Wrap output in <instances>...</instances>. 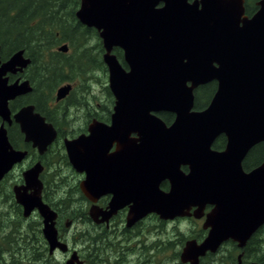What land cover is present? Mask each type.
<instances>
[{"label": "water", "instance_id": "water-1", "mask_svg": "<svg viewBox=\"0 0 264 264\" xmlns=\"http://www.w3.org/2000/svg\"><path fill=\"white\" fill-rule=\"evenodd\" d=\"M77 1L76 20L101 40L114 98L109 124L93 120L86 135L63 140L72 169L84 174L81 194L93 203L111 195L106 210L90 209L91 218L104 222L127 206L130 227L150 214L165 221L188 217L192 208L199 219L210 206L206 237L187 240L179 261L199 264L228 240L243 248L264 224V163L248 172L242 166L249 150L264 142V0L250 17L245 0ZM114 48L122 51L127 69ZM57 51L66 53L68 46ZM22 55L20 50L0 60V118L8 124V102L31 91L27 81L8 84L4 78L30 63ZM211 82L216 90L209 104L194 110V90ZM70 90V84L59 87L55 100ZM160 113L172 114L173 121L166 125ZM13 119L40 155L57 137L33 106ZM221 135L226 143L218 151L212 145ZM25 156L12 148L2 123L0 182ZM42 171L39 162L25 170L24 184L13 187L14 199L24 218L37 210L49 253L65 252L57 214L41 199ZM163 182L167 191L160 188ZM66 264L81 263L73 253Z\"/></svg>", "mask_w": 264, "mask_h": 264}, {"label": "flooded vegetation", "instance_id": "flooded-vegetation-1", "mask_svg": "<svg viewBox=\"0 0 264 264\" xmlns=\"http://www.w3.org/2000/svg\"><path fill=\"white\" fill-rule=\"evenodd\" d=\"M73 1L76 2L75 9L77 10L79 8V2L77 0H73ZM21 39L24 40L25 42H28L30 40L25 36H22ZM29 48L30 46L28 48L14 47L13 51H11V53L7 57L2 58L1 45H0L1 63L8 60L12 55H14L16 52L20 50L23 51V55H22L23 58L30 60V63L25 68L21 70H16L14 73H7L4 76V78H7L8 84H13L15 82H18L20 84L24 81H27L31 87L30 92L22 96H18L15 99L8 102V107L10 110V121H11L10 124H8L7 122H3L0 118V126L3 123V126L6 129L7 138L12 148L15 150L26 152V156L22 160V162L15 164L11 169V171L8 172L0 182V191H1L4 182H6L13 173H16L15 170L17 168L20 169L22 165L26 164L25 167L22 168V170L20 171V177L18 181L12 183V190H11L12 198L6 193V191H4L3 194L0 196V200L2 201V204H7L8 208L20 207L15 202L13 187L23 185L24 184V180L22 176L23 172L39 162L43 167V171L39 175V179L43 185L41 192V199L44 204L48 205L53 211L56 212L57 217L55 221V228L57 231V239L58 242L66 244L67 250L65 252H61L57 248L51 254L49 253L48 244L45 241L42 234V228H43L42 219L40 218L37 210H34L28 217L26 218H24L23 216L22 217L25 219V223L29 222L28 219L30 220L35 219L33 221V228L36 231L38 230L39 235L41 236V240H39V238L36 236L33 237L34 242L37 244L36 247H30L29 241L27 243H23V246L29 250V253H23V252H17V253L10 252L8 254L4 253V254H0V259L1 260L10 259V261L5 262L7 264H12L13 260H20V258L22 257H23L22 259H28V262L32 264L34 262H38L41 260H43V263L45 262L48 263L50 260L53 259V264H56L54 262L55 256L57 254H61L62 260L60 261L61 262L60 264H66L67 260L71 257V255L73 253H76L78 260L81 264H143L141 262V259H142L143 246H144V244L142 245V243L144 242L142 238L141 225L144 218L142 220H139L132 226L127 227L126 225V217L128 213L127 206L119 210L115 215H113L110 219L104 222H100L101 217L94 219L91 218L90 216V209L94 206L97 207L98 209L106 210L109 201L111 199V195L109 194L101 195L97 198L96 202L94 203L90 202L82 195L83 197H80L82 204L79 205L75 203L76 205L74 206V210L72 211L71 216H69V212L64 209L66 206L62 207L61 205H59L57 207H54L53 205L48 203V192L46 190V184H44L45 182H43V178H42L46 168L44 161L47 152H45L43 155H40L37 149L32 147V143L25 142L24 135L20 132L19 125L16 124V122L13 119L14 114L17 113L21 108L25 106H33L34 113H37L41 117H43L45 122L51 124L57 132V129L54 126L57 125L56 121L53 117H51L52 111L50 109V102H48L50 100H47L45 96H43V94L42 95L37 94L38 90L36 87L33 86V81L38 77V75L39 78L41 79L42 73L45 70V66L43 64H38V62L31 55V51ZM71 91H72V87H71ZM71 91L69 92V95L71 94ZM64 100L56 101L54 99V102L55 104H60L65 102ZM93 120H97V119L91 118V121ZM91 121L89 120V114H88L87 122L90 123ZM88 124L85 125L84 129H80L77 135L73 137H65V136L62 137L61 138L62 142L64 139H74L80 135L83 134L86 135ZM58 130L59 133L57 132V137L59 136V134L61 135L59 128ZM216 141H220L222 143V146L218 149V151L224 150L226 143L225 137L221 135L218 137ZM53 144L48 147L47 151L53 146ZM251 152H254V155H257V157L254 161L251 162V165L244 167L245 162L250 158L249 155ZM262 163H264V142L255 145L249 150V152L247 153L246 157L242 162L243 170L248 172L258 167ZM181 170L186 172L187 167L185 166L181 167ZM79 175L81 176V178H84V174H79ZM81 181L82 180H80L79 183ZM163 185L164 186L167 185V189H168V183L163 182L160 185V188L162 190L167 191V189L163 188ZM75 188L78 189L79 192H81L79 188V184ZM49 196L51 195L49 194ZM12 199L14 200L13 201L14 203L12 202ZM210 209H211L210 206H206L205 209L203 210L202 217L199 219H196L193 216V212L195 208H192L189 211L190 216L179 217V218H175L174 220H167V221L174 222L177 221L178 219H187V220H194L196 222H201V226H200L201 228L199 229V233L193 236L191 239H189V240H195L197 243H200L207 235V230L203 229V224L205 222V215L210 211ZM20 211L22 215L21 207H20ZM80 211L85 214V217L82 218L79 217ZM33 215H35V217L37 218H33ZM154 215L155 214H150L147 215L146 217L152 216L153 218L158 219L160 223L166 222L165 220H161L157 215L155 216ZM75 218H77V220L78 219L81 220L77 221L75 220ZM75 221L81 223L83 226L89 227V229L86 230L88 235L86 236V238H84L86 242L81 243L82 245L81 247L79 246L77 240V236L79 235V232L77 231V229L74 230V233L72 231ZM85 222L87 223L86 225ZM263 232H264V224L252 234V236L249 238V240L247 241L246 245L243 248H238L235 242L228 240L217 250L216 253L214 254L207 253L204 257L200 258L199 264L201 263L202 260H205L208 256L211 255L214 256L210 258V260L213 261L215 257L217 258L218 252H220L223 249V246L226 244L232 245V250H233L232 253L234 254H230L231 255L230 260L229 258H223L224 256L220 257L219 258L220 264H248V263L264 264V261H259V254L264 253V238L262 237V235L264 234ZM80 234L82 233L80 232ZM36 249L38 250L36 251ZM256 251H258L259 253ZM255 253L257 254L255 255ZM238 255H241L240 260L238 259ZM255 258L257 259V261L254 260ZM179 264L182 263L179 261Z\"/></svg>", "mask_w": 264, "mask_h": 264}, {"label": "rangeland", "instance_id": "rangeland-1", "mask_svg": "<svg viewBox=\"0 0 264 264\" xmlns=\"http://www.w3.org/2000/svg\"><path fill=\"white\" fill-rule=\"evenodd\" d=\"M62 1L65 6L70 5L74 8V11L76 10L75 2L73 0ZM66 20L67 19L65 18L64 21L66 22ZM69 24L73 26L71 22H69ZM54 32L55 37L58 38V36H60L59 32ZM73 32L77 34L79 31ZM27 38L31 39L30 37ZM34 38L37 39V37ZM43 39V43H40L42 55L39 56L38 59L34 58L38 64H43L47 67L48 62L55 63L57 61L56 56H53L52 53L57 52L68 57V61L72 65L73 70V78L69 82L72 86V91L63 103L55 104L54 96L57 88L63 86L67 82L59 85L51 95L48 92L46 93V89H44L43 86H38L39 89L43 90V96L47 95L50 100L48 102H50V109L52 111L51 117L55 119L56 124L60 129L61 136L73 137L77 135L79 133L78 131L80 129H84L85 125L89 123L87 122L88 114L90 121L91 118H94L104 123H108L109 120H107V117L109 119L112 112L114 99L111 93V99L107 93L108 73L102 62V54L104 51L97 33H91V36L88 38L85 37V40L81 39L80 42H78L79 45H81V43L83 45L77 49H87L83 55L88 57L90 59L89 61H86L85 59L78 60L80 52H76L72 47H70L69 41L57 43L55 46L48 47V49L45 43L44 35ZM62 44H66L68 46V51L66 53L57 51V48ZM63 155L66 156V153L62 139L59 138L53 145L52 151L45 155L44 162L46 168L42 178L43 182H45L44 184H46V190L52 196L53 201L63 197L60 194H64V192L67 193L68 196L72 195V197L76 200V202L72 201L71 203L72 209L76 204H82L80 197L83 196L81 192H76L75 187L79 184L80 180H83V178L79 175L80 173H76L72 169L67 156V164L63 161ZM25 165H22L21 167L18 166L20 169L17 168L15 170L16 173H13L8 180L4 182L3 188L0 191V196L4 191H6V193L11 197L12 183L18 181L20 171L25 167ZM13 201L14 200L12 199V202ZM61 206L65 207V205ZM21 216L22 215L19 214L17 208H8V205L2 204V201L0 200V254H8L10 252L29 253V250L23 246L22 241L31 237L32 238L29 240L30 247H36L37 244L33 240L34 236L31 231V229H33V221L35 219H28L29 222L25 223V219ZM33 218L37 217L33 215ZM75 220H77V218H75ZM79 220L81 219H78L77 221ZM86 224L87 223L85 222V225ZM200 226L201 222H196L194 220L178 219L174 222L166 221L164 223H160L158 219H155L152 216L144 218L141 225L142 238L144 242L142 243L144 246L141 262L143 264H179L178 253H180L184 242L197 235L199 233V229L201 228ZM73 228V233L75 229L79 232L77 240L79 246L81 247V243L86 242L84 238L88 235L86 230L89 229V227L83 226L81 223L75 221ZM80 232L82 234H80ZM37 237L41 240L40 235ZM262 237L264 238V234ZM37 250L38 249H36V251ZM232 252V245L226 244L223 246V249L218 252L217 258L215 257L213 261H219V258L222 256H224L223 258H229L230 260V254H234ZM22 258L18 260L21 264H30L28 259ZM3 260L6 262L10 261V259ZM61 260V254H57L54 262L56 264H60ZM33 264H53V259L48 263H43V260H41L34 262Z\"/></svg>", "mask_w": 264, "mask_h": 264}, {"label": "trees", "instance_id": "trees-1", "mask_svg": "<svg viewBox=\"0 0 264 264\" xmlns=\"http://www.w3.org/2000/svg\"><path fill=\"white\" fill-rule=\"evenodd\" d=\"M256 1L257 0L245 1L244 7L245 14L247 16H251L256 12ZM74 12V8L70 5L65 6L62 0H0V45L2 58L7 57L11 51H13L14 47L28 48L30 46L29 49L31 51V55L38 59V57L42 55L40 43H43L44 35L47 48L55 46L57 43L63 41H69L70 47H72L76 52H80L78 60L85 59L86 61H89L90 59L83 55L87 49H77L83 45L82 43L79 45L78 42H80L81 39L85 40V37L88 38L91 36V33L96 34V31L80 25L75 19ZM65 18L67 19L66 22L64 21ZM69 22H71L73 26H71ZM54 31L59 32L60 36H58V38L55 37ZM73 31L79 32L75 34ZM22 36L30 37L31 39L28 42H25L21 39ZM34 37H37V39L33 40L35 39ZM114 52L116 53L114 54L117 58L121 61L122 65L125 66L122 62V52L119 49H114ZM52 54L53 56H56L57 61L55 63L48 62L47 67L45 66V70L42 73L41 79L38 75V77L33 81V86L37 88V94L39 95H42L43 91L38 88L39 85L43 86L44 89H46V93L48 92L51 95L59 85L64 82H70L73 78L72 65L69 63L68 57L57 52H53ZM215 89V82L197 88L194 91V109L202 110L207 107ZM107 93L111 99L112 97L108 89ZM45 98L49 100L47 95H45ZM158 116L166 125H169L173 120V115L169 113H161ZM107 120H109L108 117ZM54 126L59 133L58 126ZM59 138H62L60 134L57 137V140ZM221 146L222 143L220 141H216L213 148L218 150ZM52 147L47 151V153H50ZM249 157L250 158L245 162L244 167L251 165V162L256 159L257 155H254V152H251ZM62 159L67 164L65 155H63ZM163 188L167 189V185H163ZM76 192H79V190L76 189ZM60 195L63 197L53 201L52 196H49L48 193V203L54 207L65 205L66 207L64 209L67 210L69 212V216H71V213L74 210V208L71 209V203L72 201L76 202V200L72 197V195L68 196L65 192ZM17 208L19 214L21 215L20 207ZM79 217H85V214L80 211ZM31 231L33 236L37 237L39 235L38 230L37 234H35L36 230L34 228L31 229ZM31 238L22 241V243H27ZM256 254L257 253H255V255ZM212 257L214 256H208L205 260H202L200 264H220L219 261L214 262L210 260ZM254 260L257 261L256 258ZM259 261H264V253L259 254ZM5 262L6 261L0 259V264H7ZM12 264L21 263L18 260H13Z\"/></svg>", "mask_w": 264, "mask_h": 264}]
</instances>
